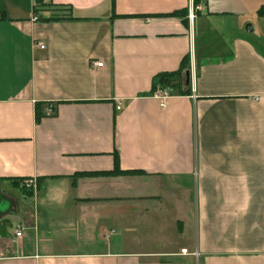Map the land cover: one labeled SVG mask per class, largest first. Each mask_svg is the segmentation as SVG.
<instances>
[{
    "label": "crops",
    "instance_id": "obj_1",
    "mask_svg": "<svg viewBox=\"0 0 264 264\" xmlns=\"http://www.w3.org/2000/svg\"><path fill=\"white\" fill-rule=\"evenodd\" d=\"M35 1L0 0V264H264V0Z\"/></svg>",
    "mask_w": 264,
    "mask_h": 264
},
{
    "label": "trees",
    "instance_id": "obj_2",
    "mask_svg": "<svg viewBox=\"0 0 264 264\" xmlns=\"http://www.w3.org/2000/svg\"><path fill=\"white\" fill-rule=\"evenodd\" d=\"M35 8H34V12L39 14L40 12H42L44 9V7H49L48 10L50 11H54V13L52 12L49 15H46L48 18H44L40 16V19H47V20H62L65 18H73L72 16V6L71 5H66V4H54L52 3V1H49V4H47L46 1L44 0H36L35 1ZM195 3H198V0H195ZM50 5V6H49ZM44 8V9H43ZM264 8L261 9L259 12L261 14H264ZM62 12V13H61ZM61 13V14H59ZM175 14V13H173ZM188 68V60L187 57L183 58L181 65L179 67L178 70L176 71H172V72H162L160 74H158L155 83L153 84V88H152V92H154L156 90V88L158 87V85L160 84L161 86L165 87L168 85H171L178 91V93H189L190 89L188 87L185 88L184 85V75L185 72ZM174 78H178L175 79L178 82L174 83ZM40 102H38L36 104V110H37V117L40 118L41 114H40ZM142 172L140 171H132V170H122L120 167V160H119V155L117 152L114 153V168L111 171H102V172H92V173H81L84 175H134V174H140ZM16 183V182H15ZM18 183V182H17ZM32 191H29V193Z\"/></svg>",
    "mask_w": 264,
    "mask_h": 264
},
{
    "label": "built area",
    "instance_id": "obj_3",
    "mask_svg": "<svg viewBox=\"0 0 264 264\" xmlns=\"http://www.w3.org/2000/svg\"><path fill=\"white\" fill-rule=\"evenodd\" d=\"M33 19L34 20H38L39 19V16L37 14L34 13L33 15ZM38 45L40 46V48L44 49L46 46L43 42H39ZM94 65H97V66H102L103 65V62L102 61H96L94 62ZM176 93H178V91L171 85H168V86H161L160 84L158 85V87L156 88V90L153 92V95L157 98H160V99H166L170 96H173L175 95ZM121 108V105L119 104L117 106V109H120ZM22 186L27 189V190H35L37 187H38V180L37 178H27V179H24L22 181ZM23 233L22 229L18 228L17 232H16V235L17 236H21ZM182 253L183 254H189V251L187 248H184L182 250ZM190 254H193L195 256L198 255L197 252H191Z\"/></svg>",
    "mask_w": 264,
    "mask_h": 264
},
{
    "label": "rangeland",
    "instance_id": "obj_4",
    "mask_svg": "<svg viewBox=\"0 0 264 264\" xmlns=\"http://www.w3.org/2000/svg\"><path fill=\"white\" fill-rule=\"evenodd\" d=\"M47 4H49V1H47ZM50 6V5H49ZM62 13V12H61ZM61 13H59V14H61ZM175 79H178V78H174V80ZM184 80H185V76H184ZM178 81L177 80H175L174 81V83H177ZM23 187V186H22ZM24 188V187H23ZM25 189V188H24ZM27 190V189H26ZM30 191V190H29ZM33 191V190H32ZM169 208H171L172 209V212L171 213H168V216L170 217H172L176 212H174V206H171V207H169ZM170 214V215H169Z\"/></svg>",
    "mask_w": 264,
    "mask_h": 264
},
{
    "label": "water",
    "instance_id": "obj_5",
    "mask_svg": "<svg viewBox=\"0 0 264 264\" xmlns=\"http://www.w3.org/2000/svg\"><path fill=\"white\" fill-rule=\"evenodd\" d=\"M189 80H190V72L187 71V81L189 82Z\"/></svg>",
    "mask_w": 264,
    "mask_h": 264
}]
</instances>
